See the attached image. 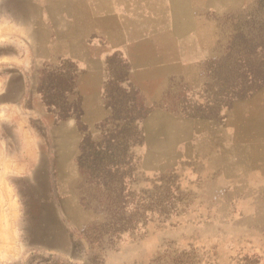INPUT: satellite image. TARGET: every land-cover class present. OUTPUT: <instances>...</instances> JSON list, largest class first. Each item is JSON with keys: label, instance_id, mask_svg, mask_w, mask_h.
<instances>
[{"label": "rangeland", "instance_id": "1", "mask_svg": "<svg viewBox=\"0 0 264 264\" xmlns=\"http://www.w3.org/2000/svg\"><path fill=\"white\" fill-rule=\"evenodd\" d=\"M196 2L197 64L105 108L87 82L79 109L83 66L40 64L31 133L1 127L19 237L0 264H264V0Z\"/></svg>", "mask_w": 264, "mask_h": 264}, {"label": "crops", "instance_id": "2", "mask_svg": "<svg viewBox=\"0 0 264 264\" xmlns=\"http://www.w3.org/2000/svg\"><path fill=\"white\" fill-rule=\"evenodd\" d=\"M196 11V0H0V142L3 126L20 133L27 127L31 133L37 114L32 80L41 63L83 66L76 88L83 97L81 110L87 82L105 108L112 85L141 93L137 88L155 74L164 79L186 75L200 51L187 32ZM190 54L192 61L186 57ZM113 61L121 72L113 73ZM7 147L0 151V263L19 237V209L7 182L14 156ZM24 150V157L35 156V147ZM40 230L36 236L50 235ZM34 247L44 245L29 243L26 248Z\"/></svg>", "mask_w": 264, "mask_h": 264}, {"label": "trees", "instance_id": "3", "mask_svg": "<svg viewBox=\"0 0 264 264\" xmlns=\"http://www.w3.org/2000/svg\"><path fill=\"white\" fill-rule=\"evenodd\" d=\"M256 82H257V79H256V75L253 74L250 78H249V83H250V86L254 85L256 86ZM121 91V90H120ZM122 93H125L123 91H121ZM69 117V116H68ZM67 118V117H66ZM65 119V118H64ZM142 122L141 120L138 121V123Z\"/></svg>", "mask_w": 264, "mask_h": 264}]
</instances>
